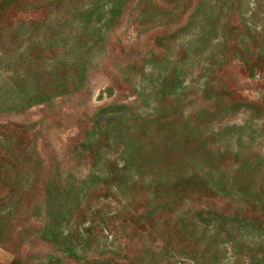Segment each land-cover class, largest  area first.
Returning a JSON list of instances; mask_svg holds the SVG:
<instances>
[{
	"label": "rangeland",
	"instance_id": "1",
	"mask_svg": "<svg viewBox=\"0 0 264 264\" xmlns=\"http://www.w3.org/2000/svg\"><path fill=\"white\" fill-rule=\"evenodd\" d=\"M83 1L77 0V4L81 5ZM191 1V4L184 0L177 1L179 12H176L172 0H135L131 7L124 8L122 15L117 13L118 21L105 34L101 24L95 23L90 30L94 36L91 50L93 58L85 77L82 78V73L73 65L76 60L82 62L88 58L84 57L88 55H84V43L87 40L85 36L75 40V58L58 62L55 68L59 78L67 77V86L77 87L73 93L54 98L50 104L31 106L24 114H0V141L8 137L10 141L22 142L24 145L20 148L33 154L35 158L32 166L27 167L22 156L15 155L12 161L14 163L9 167L8 175L11 177L7 180L14 184V190L7 203L0 205V235L5 239L4 243H0V264H9L15 257L21 263L36 262L40 258H44L45 263L49 261L47 256L52 253V247L42 242L36 234V218L39 219L40 216L36 217L33 213L29 217L28 213L22 217L17 214L7 215L9 208L4 206H9L11 201L16 200V207L35 212L42 199L47 178L51 179L50 170L60 167L62 171L82 177L88 170L102 167L100 162L97 166H92V159L87 155H82L80 163L76 161V154H86L93 147L92 145L83 150V143L86 142V134L93 131L97 118H108L105 119L108 120L106 123L112 122L113 125L129 126L134 137L132 149L136 153L133 154L143 160L145 171H155L154 177L139 179L137 183L130 185L127 197L111 194L105 186L92 187L80 196V204L71 212L77 221H84L79 226L80 230L82 226L90 224L91 217H111L109 226L98 227L95 223L96 227L91 229L92 237L99 239L102 244L113 241L115 247L111 251L114 254H108L113 260H108L107 264H141L138 260L141 248L145 244L149 245L160 232L171 243L168 251L172 250V256L183 257L180 262L249 264L247 256L239 259L236 248L232 247L233 239L224 233H221L220 240L212 238L201 244L196 236L191 238L183 228L178 227L179 219L176 216L179 214L184 215L186 222H190L200 209L214 207L229 214L237 210L236 204L222 196L195 198L200 190V183L207 179L198 175L196 180L199 183L185 178L187 171L194 169L193 160L204 165L206 173L207 170L212 172L208 173L210 176L212 174L211 182L224 178L235 188L241 187L243 193L260 198L256 200V204L255 201H250L242 203L240 207L248 217H264L261 208L262 204L264 207V167L256 165L259 159L255 161L252 152H258L261 157L264 155V54L252 66L253 75H248L247 70L234 59L235 48L231 41L226 46V61L229 60V65L224 67L226 61H223L215 64L211 70L215 76L220 77V84L205 87V78L194 70L198 67L190 69V62L183 59L192 55L197 47H200L203 57L213 53L212 44L216 40H212V33H207V37L201 40L202 29L198 20L181 38L176 40L173 35L175 30L186 28L185 23L193 7V0ZM261 1L264 3V0ZM25 3L22 2L19 6H25ZM38 3L39 6H46L43 0ZM20 11L19 18L35 17L31 8ZM36 14H40V11ZM238 28L237 32L242 30ZM67 35L69 34L66 33ZM21 38L18 35L15 41L12 38L8 43L18 46L19 41L16 40ZM236 40L237 38L233 42ZM68 41L73 42L74 39L70 37ZM223 42L224 40L219 43L220 48ZM52 44L53 41L47 39L43 46L38 45L34 51H42V56L48 58ZM251 50L254 51V48ZM214 52L223 54L216 47ZM174 65L180 67L175 73L172 69ZM1 74L3 75L0 67ZM9 74L12 73H8V76ZM28 76H31L37 86H42L39 82L43 81L45 84L48 73L33 75V70H30ZM82 80L86 82L84 86L80 85ZM14 84H21L20 77H15ZM247 101L258 106L259 116L244 109L242 104ZM112 111L118 113L113 115ZM96 114L100 116L97 117ZM249 120L254 124L251 129L256 136L251 149L248 143H244L249 130L239 128ZM10 122L23 125L10 126ZM98 124L103 127L101 121ZM93 132L91 137L95 139L98 133ZM241 140L242 147H238L236 143ZM15 145L10 142L9 154L13 153L17 147ZM110 147L108 152L102 153L106 156L108 153L112 157L115 152L113 146ZM206 150L207 153H204ZM237 150L239 154L235 157ZM192 152L198 156H194L193 160L185 157ZM8 181L0 183V195L4 194V184ZM148 193L152 196L161 193L163 199L160 202H172L173 197H189L191 202L188 203L186 199V205L173 207L171 214L158 211L151 219L147 217ZM27 218L32 220L25 225L23 220ZM194 223L197 226V220ZM231 225L233 229H230V235L234 239L240 237V234L241 239L246 241L245 245L255 247L258 253L262 252L264 255V245H259L262 238L256 232L241 226L236 229L238 234L234 230L235 223ZM202 229L203 226L198 224V235L215 234L213 227L207 229L208 233ZM205 247L206 253L203 252ZM94 253L86 251L85 264H103L101 259H89L96 257L97 254ZM65 261L72 264L69 263L71 261Z\"/></svg>",
	"mask_w": 264,
	"mask_h": 264
},
{
	"label": "trees",
	"instance_id": "2",
	"mask_svg": "<svg viewBox=\"0 0 264 264\" xmlns=\"http://www.w3.org/2000/svg\"><path fill=\"white\" fill-rule=\"evenodd\" d=\"M43 1L46 3L45 7L39 6V0H0V49L2 50H0V67L3 73V75H0V114H24L31 106L36 104H50L54 98L73 93L77 87L71 88L67 86L68 82L65 81L67 77L63 79L58 77L55 70L56 65L61 61L74 59L76 56L74 54L75 40L85 36L87 40L84 43V46H86L84 55H88L84 57L88 58H85L82 62L81 60H76L73 63L78 71L82 73L81 77L84 78L87 74L86 70L93 58L91 50L94 36L91 35L90 30H92L95 23H98L105 29L103 33L105 34L118 21L117 13L122 15L124 8L131 7L135 0H84L81 5L77 4V0ZM172 1L175 5L176 12H179V4L177 1L180 0ZM184 1L189 3L191 0ZM22 2H26L25 6H19ZM30 8L31 13L35 14V17H18V12H21V9L28 11ZM37 11H40V14H36ZM198 20H200V28L202 29L200 39L206 38L207 33H212V40H216L212 44L214 47L213 53H210L207 57H203L200 52V47H197V50L194 49L192 55H188L189 57L184 58L183 61L190 62L188 64L190 69L198 67L194 70L200 74V77L205 78L203 82L205 87L208 88L220 84V77L215 76L211 70L216 66L215 64H220L227 60L228 52L226 51V46L231 41L235 48L234 59L239 62L238 64L242 68L247 70L248 75H253L254 71L252 66L258 62L257 60L260 61L264 54V3L261 0H193L192 10L185 23L186 28L174 31L173 35L176 40L185 35L186 30L189 28L192 29L191 27H194ZM219 22L222 24H218ZM238 27H240V30L242 29L239 32H237ZM66 33L69 35L66 36ZM233 34L239 35V37H234ZM18 35L22 36L20 40H16L19 41L18 46H13V43H8L12 38L15 41V37ZM70 37L74 39L73 42L68 41ZM235 38L237 40L233 42ZM47 39L53 41V48L49 52L50 57L48 58L42 56V51L40 53L34 51L38 45L43 46ZM222 40L224 42L220 48L221 44L219 43H222ZM215 47L219 48V51H222L223 54L221 52H214ZM253 48L255 52L251 50ZM238 52L240 54H237ZM229 63L228 60L223 66L225 67L226 64L229 65ZM172 69L175 73L180 67L174 65ZM30 70H33V75H37V73L45 74L47 72L48 78L45 80V84L43 81H40L39 84L42 86H37L31 76H28ZM8 73L12 74L8 76ZM16 76L20 77L21 84L19 86L14 84ZM85 84L86 82L84 81L80 83L81 86ZM242 105L250 114L255 112L259 116L257 112L258 106L254 102L247 101L243 102ZM112 113L116 115L118 111H112ZM105 119L108 118H97V121H95L96 123L92 127L93 131L98 133L95 139L91 137L92 133H94L93 131L86 134V142L83 143V150L93 145L90 152L86 154L81 153V155L76 154L77 162H81L82 155H87L92 159V166H97L98 162H100L102 167L92 168L82 177L62 171L60 167L50 170L49 176L51 179L47 178V182L43 188L42 199L39 201L35 212L22 209L18 206L16 207L18 203L15 202L16 200L11 201L9 206H4L7 209L9 208L7 215L17 214L21 217L27 213L28 217L31 213L36 217L39 215L40 218H36V224H38L36 226V234L42 242L52 247L53 250L47 256V258L49 257L47 263H45L44 258H40L36 262L25 261L21 263L15 257L9 264H68L65 260L71 261L69 263L72 264H85L87 262V258L85 257L87 250H91L95 252L94 254H97L96 257L89 258L90 260L101 259V263L103 264H107L108 260H113L108 255L110 253L114 254V251H111L115 247H113V241L109 244H102L99 239L92 237L91 233V229L96 227L94 226L95 223H97L98 227L100 225L109 226V219L111 217H103V215L100 217H91L89 219L90 224L82 226L80 230L79 226L84 221H77L73 217V213L71 215V212L77 209L80 204V196L84 195L92 187L105 186L111 194H116L122 198L127 197L130 185L137 183L139 179H148L149 176L154 177L155 171H145L143 168V160L133 154L136 153L132 149L134 137L129 126H121L120 124L119 126L117 124L113 125L112 122L106 123L108 120ZM99 121L103 123V127L98 124ZM12 124L11 122L9 123L10 126ZM22 125L18 123L17 127H22ZM253 125V122L246 121L244 125L239 126L242 130H249V134L246 136L247 141H244V143H248L250 149L252 144H254L253 139L256 137L255 131L252 132L251 129ZM109 131L111 135H109ZM10 142L17 146L11 154H9L10 152L8 150ZM236 144H238V147H242V140ZM22 145H24L22 142L10 141L8 137L2 138L0 141V183L2 181H8V177H11L8 175L9 167L14 163L12 161L15 155L22 156L21 158L27 163V167L28 165L32 166L31 164L35 159L34 155L20 148ZM110 146H113L115 152L112 157L108 156L110 155L108 153L107 156L102 153L103 151L108 152L111 148ZM203 147L207 148L206 145ZM238 150L235 152V157L239 154L240 150ZM205 152L207 153V150ZM252 152H254L255 161L259 159L256 165L264 167V155L261 157L258 156V152ZM194 156L198 155L192 152L187 153L185 157L192 159ZM206 157L209 159L208 154ZM203 158L205 159V157ZM193 161L192 167L194 169L190 172L187 171L188 173L186 172L187 175L185 178L191 180V182H199L196 180L199 178L198 175L201 178L207 179L204 183L199 182L201 186L195 198L200 199L201 196L212 198V195L222 196L226 200L231 201L232 204H236L237 210L229 214L222 213L214 209V207L207 210L200 209L201 211L196 212V215H194V218H191L190 222H186L184 215L179 214L176 216L179 219L178 227L183 228L187 234H190L189 237L194 238L196 236L201 244L212 238L220 240L221 233H224L233 239L231 240L232 247L236 248V252L240 257L239 259H242V256H247L249 264H263L264 255L262 252L258 253L255 247L245 245L246 241L241 239V235L236 230L238 229L237 227L240 228L243 226L247 230L256 232L262 238V242L259 245H264V217H260L259 219L254 216L248 217V214L245 215L240 207L242 203L247 204L250 201H255L256 204V200H260V198H256V196L251 197L249 193H243L241 187L239 189L235 188L229 183V180L224 178L218 180V182H211L212 174L211 176L209 174L212 172L207 170L206 173L204 165L200 164V162L198 164L195 160ZM219 174H222V172L219 171ZM4 186L6 189L4 194L0 195V205L7 203L11 198V191L14 190V184L9 181ZM154 195L156 196H152L150 193L147 201L149 205L147 208V217L150 218L158 211L171 214L173 207L186 205V199L188 203L191 202L189 197L179 199L173 197L172 202H160V199H163L161 193L160 195ZM172 204L176 206H172ZM261 208L264 214L263 204ZM187 209L189 210V208ZM30 220L28 218L23 220V224H29ZM194 220H197V226L198 224L203 226L205 233H208L207 229L213 227L215 234L212 233V235L206 236L200 233L198 235L197 226H195V223L193 224ZM231 223H235L234 230L240 236L237 239H234L230 235V229H233ZM159 234L149 245L145 244L141 248L142 251L138 259L141 261V264H190L180 262V260L183 261V257L176 258L172 256V250L168 251L171 243H168L162 237L163 232ZM4 240L0 235L1 244L4 243ZM237 249L241 252L239 253ZM203 252L206 253V247ZM112 264L115 263L112 262Z\"/></svg>",
	"mask_w": 264,
	"mask_h": 264
}]
</instances>
